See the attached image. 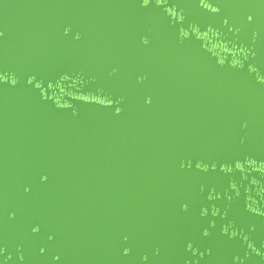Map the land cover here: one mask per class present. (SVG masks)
Here are the masks:
<instances>
[{"label":"water","instance_id":"obj_1","mask_svg":"<svg viewBox=\"0 0 264 264\" xmlns=\"http://www.w3.org/2000/svg\"><path fill=\"white\" fill-rule=\"evenodd\" d=\"M0 264H264V0H0Z\"/></svg>","mask_w":264,"mask_h":264}]
</instances>
